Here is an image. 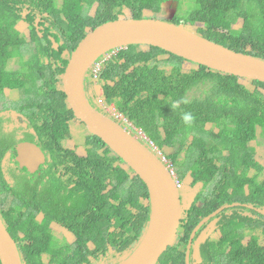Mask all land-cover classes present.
<instances>
[{"label": "trees", "instance_id": "trees-1", "mask_svg": "<svg viewBox=\"0 0 264 264\" xmlns=\"http://www.w3.org/2000/svg\"><path fill=\"white\" fill-rule=\"evenodd\" d=\"M95 1L94 12L79 11L84 2L87 10ZM167 2H175V10L164 20L264 59V0H0V109L22 103L6 97L11 90L19 92L25 105L29 103L28 116L50 147L52 182L60 188L48 205L38 198H33V205L35 210L43 209L50 221L69 228L74 237L67 242L57 239L49 221L41 224L31 219L32 214L16 210L30 198L32 181L22 173L4 172L1 157L13 139L0 126V203H10L7 208L0 206V218L21 247L23 264H45L44 250L55 264H115L142 238L150 204L139 176L124 170L121 158L92 133L77 151L61 146V140L70 137L69 121H76L65 102L62 76L88 31L118 18H143L147 11L157 14ZM48 35L54 37L56 47ZM100 59L97 81L104 101L162 151L176 147L163 153L179 180L188 177L192 184L211 188L214 196L208 209L232 200L261 204L263 168L246 142L254 137L256 124L264 130V82L212 70L150 45L120 46ZM12 62L19 68L12 69ZM185 115L190 120L185 121ZM63 175L69 176L71 187L57 181ZM108 185L109 192L100 193ZM203 210L195 203L183 210L178 224L184 227L183 239ZM243 224L244 219L233 218L225 226L232 235ZM229 235L228 262L264 264V240L254 242L249 251L233 244L234 236ZM172 245L161 254L159 264H185L183 248L175 250ZM212 251L209 264L223 253L220 244Z\"/></svg>", "mask_w": 264, "mask_h": 264}, {"label": "water", "instance_id": "water-1", "mask_svg": "<svg viewBox=\"0 0 264 264\" xmlns=\"http://www.w3.org/2000/svg\"><path fill=\"white\" fill-rule=\"evenodd\" d=\"M129 44L156 46L209 69L262 82L264 59L229 49L181 24L150 17L106 21L88 31L71 53L63 72L62 89L74 116L140 177L149 193L150 215L146 230L135 247L116 264H156L173 242L182 216L184 207L179 189L165 164L124 127L93 108L83 88L88 67L101 54ZM15 150L21 166H24L22 160L27 159L25 155H34L24 151L43 156L33 144L19 143ZM41 162L42 159L37 164ZM0 264H23L16 242L1 218Z\"/></svg>", "mask_w": 264, "mask_h": 264}, {"label": "flooded vegetation", "instance_id": "flooded-vegetation-1", "mask_svg": "<svg viewBox=\"0 0 264 264\" xmlns=\"http://www.w3.org/2000/svg\"><path fill=\"white\" fill-rule=\"evenodd\" d=\"M94 3H96V6H97L98 1L97 2L95 1ZM94 3L91 2L90 7L86 10V3L84 2V5H82L79 8V11L83 13L94 12L95 9H93L92 11V7ZM48 37L52 41V45L56 47L58 43L55 41L54 37L50 35H48ZM97 59L94 61L95 64H96ZM94 62L88 67L83 77V88H84L85 95H86V98L89 104L93 108H95L96 110L104 114V112L102 111L106 107L107 103L104 101L102 97V89L100 87L99 82L97 81L98 79L97 74H98L100 67H98V71H94L95 68L92 69V66H94ZM95 86L98 87V89L100 88L101 90V92H99V95L97 94L95 90ZM11 91H17V90H11ZM8 96L9 94L7 93L6 97ZM21 97L20 99L18 97L17 99H13L11 101H14V102L22 101V103L19 102V104L15 106H12L10 103L8 104L9 106L5 105L4 108L0 109V117H2L0 118V124H1L0 126H2L1 128L5 132L9 133L10 138L13 139L12 147H8L1 157V164L3 167L7 168L6 170H4L6 174L22 173L26 176L27 179L31 180L32 183H29L30 187L28 188V191H27L29 194L28 197L31 196L30 194L31 192L35 195L33 197L34 199L38 198L39 201L44 199V202L47 201L46 205H48L49 200L53 198L56 195L57 191H59L60 189L58 188L59 186H57L56 184L52 182L53 173L51 172V169L53 168L54 165L50 166L49 152L47 151V149L50 147L46 148L43 140L41 139V136L38 134V131L35 130L36 123H34L33 121V124H32L28 116V110L30 109L29 103L25 105L26 100L21 99ZM65 102L67 105L68 103L66 101V98H65ZM116 112L118 115L121 116V118H118L117 116L116 117L112 116L110 118H112L118 124L124 126V123H125L124 120H127V118L120 112L118 111ZM69 122H70V125H69L70 137L61 140L60 143H61V146L65 149H74L75 151H77L80 147H83V145L85 144L87 135L85 138L81 140L76 139L74 135L75 133L72 131L71 125H72V122L82 124L84 127L85 125L78 118H76V121H74L72 118ZM85 129L87 128L85 127ZM87 133L89 134L90 132L87 130ZM70 139H72V141H70ZM19 143L26 144V145L33 144L37 146L43 154L42 158L40 157V155L37 156V153L34 151H31L32 150L31 146L28 145L31 150L28 153L24 151V153L34 154L33 156L29 155V157L25 155V158L27 159L22 160L23 165L29 167L28 169L27 167L20 165L18 152H16L15 150L16 146ZM246 145L248 146V149L251 148L252 154H255V157L258 160H260L261 166H262L263 163L261 161V157L257 153L258 151H261L262 154L264 152V130H261L260 125L256 124L254 137L248 139L246 142ZM21 151L23 150L21 149ZM157 155L158 154H156V156ZM163 155L169 161V168L172 171L171 174L175 180V184L176 183L179 184L176 186L179 189L182 205H183V192H185V189L187 190L188 187H185V186L182 187L183 183L181 181H188L189 184L187 185L189 186V188L199 186L196 189L197 190L196 194L192 198V202L189 203L188 207L186 208L184 207L183 210L190 209L192 204L195 203L196 206L198 205L199 207L204 208L202 212H205L204 214L200 215L197 222L195 223L190 233L188 234L187 239L182 238L184 235V231H183L184 227L183 226L179 227V225L177 227L176 235L173 240V245L176 246L175 250H179V248H183L185 264H209L211 262L210 254L211 252L213 253L214 251V250L212 251V249L214 248L215 245H219V244L221 248L223 249V253L217 256L218 257L217 260H212L213 264H231V262L227 261L228 253L231 252V243L229 242V238H228L229 228L228 226H225V224L227 222H230L233 218L244 219L246 223V224H243L242 227L237 228V230H240V232H236L235 234L233 233L232 235H229L232 237L234 236L232 240L233 244L237 245L238 243H240V245L242 246H247L249 242H256V241L258 242V241L264 240L263 239L264 237V234H263L264 233V197L263 196H262L263 199H260L261 204L259 203L258 205L254 204L256 202L255 200L253 201L251 200H248V201L232 200L230 202L220 203L215 208L208 209L207 203L214 196V194L213 195L211 194V188L208 187L207 185L204 186V184L200 182L192 184L188 180V177L182 180H179L176 176V173L174 171V166L171 160L165 154ZM40 159H42V162L40 164H37V162ZM123 163L124 164H122V166L124 170L130 172L132 169L124 161ZM56 167L54 169H56ZM262 172L264 173L263 169H262ZM42 174H44V176H41ZM38 179H39V182H38ZM68 179H69V176L63 175V177H61L57 181H60L61 183L66 184L68 187H71L72 184L67 183ZM210 186H213V185H210ZM110 188H111V185H108L106 188L102 189L100 193H107L109 192ZM180 188L181 189L183 188V190H181ZM200 192L202 193L201 200L198 201L196 200V198ZM61 196H62V191H61ZM33 203L34 202H32V204H26V206L19 204L18 206H16V208H18V210H20L21 212L28 213L27 216L30 215L31 217V214H32L31 219L36 220L37 222L41 224L45 220L49 221L50 231L53 233L55 238L64 239L65 242H67L68 239L74 238L69 228H65L63 226L55 224L53 221H50L46 212H44L43 209L35 210V206L33 205ZM183 210H182L181 215L185 213V211ZM19 236L22 237L23 234L19 233ZM16 246L19 251V254H21L20 249H19L21 247L17 243H16ZM46 252H47L46 250L41 252L43 254L42 259L44 263L45 264H55L51 259L47 257V255H45ZM121 256L117 259V261L120 260ZM156 264H159V259L156 262Z\"/></svg>", "mask_w": 264, "mask_h": 264}, {"label": "rangeland", "instance_id": "rangeland-1", "mask_svg": "<svg viewBox=\"0 0 264 264\" xmlns=\"http://www.w3.org/2000/svg\"><path fill=\"white\" fill-rule=\"evenodd\" d=\"M96 7V3H94V5H93V7H92V11H93V9ZM174 10H175V2H167V3H165L163 6H162V9H161V11L159 12V13H157V14H154V13H151V12H146V15H144V17L146 16V17H152V18H156V19H168V18H170L173 14H174ZM107 56H108V54H107ZM101 64V59L100 60H98L97 62H96V64H95V62H94V66H92V69L93 68H95V70L94 71H98V67H99V65ZM10 66H11V68L12 69H16V68H19V66L15 63V64H13V62L10 64ZM97 86V85H96ZM95 86V90H96V92H97V94L99 95V92H101V90H100V88L98 89V87H96ZM9 94V96H8V98L9 99H17L20 95H19V92H17V91H11V92H9L8 93ZM108 113H106V112ZM102 112H104V113H106L107 115H111V116H114V117H116L115 116V114L113 113V110H112V106L111 105H109V106H107L106 105V107L104 108V110L102 111ZM85 125V124H84ZM207 126L209 127L210 126V124H207ZM71 127H72V131L75 133L74 135H75V138L76 139H83V138H85L86 137V135H88V133H87V129H85V127H86V125H85V127L82 125V124H78V123H75V122H72V125H71ZM76 130V131H75ZM73 135V136H74ZM70 141H72V139H70ZM186 143H184V145H185ZM176 149V147H171V148H168V147H165L164 149H163V152L165 153V154H168V153H170L171 151H173V150H175ZM263 151V150H262ZM183 153V152H182ZM258 153V155H260V157H261V161H262V163H263V171H264V152H263V154H262V152L261 151H258L257 152ZM183 155V154H182ZM260 161V160H259ZM10 180L12 181V178H10ZM182 183H183V185H182V187H188V189L186 190L185 189V192H183V205H182V203H181V205L183 206V207H188V205H189V203L190 202H192V198H193V196L196 194V192H197V188L199 187V186H195V187H190L189 188V186L187 185V184H189L188 183V181H181ZM181 189V188H180ZM181 190H183V188L181 189ZM30 194H31V196H30V198H28V199H25V200H22V205L23 206H26V204H32V202H33V197L35 196L33 193H31L30 192ZM0 200H1V193H0ZM20 205H21V202L19 203ZM0 206L1 207H4V208H7L8 206H10V203H9V200H6L4 203L3 202H1L0 203ZM16 206H18V205H16ZM16 206H15V208H16ZM27 208V207H26ZM16 210H18V208H16ZM6 211V210H5ZM27 211V210H26ZM27 216V215H26ZM254 242H249L248 243V245L246 246L247 247V249L250 251L251 250V248H252V244H253Z\"/></svg>", "mask_w": 264, "mask_h": 264}, {"label": "built area", "instance_id": "built-area-1", "mask_svg": "<svg viewBox=\"0 0 264 264\" xmlns=\"http://www.w3.org/2000/svg\"><path fill=\"white\" fill-rule=\"evenodd\" d=\"M118 118H121L120 115L115 114ZM126 123L127 128H129L131 131H133L134 136L138 137L142 141H144L149 148L152 150L153 153L158 154L157 156L162 160V162L166 165V167L170 170L172 173L171 169L169 168V161L165 156L162 154L161 150L154 144L152 140H150L141 129L134 128L130 123H128L126 120H124ZM176 185H179L176 183Z\"/></svg>", "mask_w": 264, "mask_h": 264}, {"label": "clouds", "instance_id": "clouds-1", "mask_svg": "<svg viewBox=\"0 0 264 264\" xmlns=\"http://www.w3.org/2000/svg\"><path fill=\"white\" fill-rule=\"evenodd\" d=\"M111 106H112V110H113V113L114 114H117V112L115 111V109H114V107H113V105L112 104H110ZM107 106H109L108 104H107ZM106 112V111H105ZM107 113V112H106ZM106 113H104V115H106V116H108V117H112L111 115H107ZM118 115V114H117ZM112 119V118H111ZM183 119L185 120V121H188V120H190V116H188V115H185L184 117H183ZM113 120V119H112ZM128 123H130L134 128H137V129H140V128H138V127H136L131 121H129L128 119L126 120ZM116 122V121H115ZM120 125V124H119ZM122 126V125H121ZM122 127H124L132 136H134V134H133V131H131L129 128H127V126H126V123H124V126H122ZM136 139H138L140 142H142L144 145H146L147 147H148V149L149 150H151L150 148H149V146L144 142V141H142L141 139H139L138 137H136V136H134ZM160 149V148H159ZM161 150V149H160ZM152 151V150H151ZM161 152H162V154H164L163 153V151L161 150ZM155 154V153H154ZM156 155V154H155ZM169 170V169H168ZM11 235V234H10ZM13 238V237H12Z\"/></svg>", "mask_w": 264, "mask_h": 264}]
</instances>
